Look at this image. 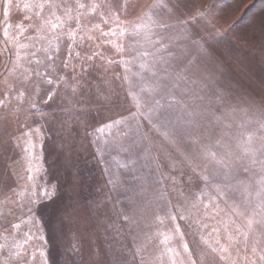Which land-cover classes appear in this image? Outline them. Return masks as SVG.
<instances>
[{
	"label": "rangeland",
	"instance_id": "374dc122",
	"mask_svg": "<svg viewBox=\"0 0 264 264\" xmlns=\"http://www.w3.org/2000/svg\"><path fill=\"white\" fill-rule=\"evenodd\" d=\"M0 101V264H264V0H0Z\"/></svg>",
	"mask_w": 264,
	"mask_h": 264
},
{
	"label": "snow or ice",
	"instance_id": "6c2138e0",
	"mask_svg": "<svg viewBox=\"0 0 264 264\" xmlns=\"http://www.w3.org/2000/svg\"><path fill=\"white\" fill-rule=\"evenodd\" d=\"M9 27H10V25H9ZM58 27H59L58 24H55V23L52 24V28H53V29H56V28H58ZM218 35H219V33H218ZM48 83H52L51 79L48 80ZM149 91H152V90H149ZM49 98H51V97H49ZM133 100H134L135 103H136V109H137V111L134 112V113H130V116H129L128 118H131V119H136V117H137L138 114L150 118V117H151V114H152L153 112H155L157 109H159V108L161 107L160 101H159V100H155V101L153 102L152 107L147 108V109L145 110V107H146V101H144V99H143L140 95H138V94H133ZM2 103H3V102L0 101V104H2ZM123 122H124L123 119H122L121 121H117V123H123ZM138 122H139V121L137 120V123H138ZM262 127H264V125H262ZM248 140H249V141L251 140V136L248 137ZM248 151H249V149H245V152H246V153H247ZM210 155H212L214 159L216 158V153H210ZM216 162H217L218 164H222V165H223V164H224V158L221 157V158L217 159ZM252 162L255 163V162H256L255 159H253ZM245 170H247V169L245 168ZM30 178H31V177H30ZM44 195H45V196H48V195H49V192H48L47 189H45V191H44ZM171 219H172L173 221H175V220H176V216H174V215L171 216ZM180 219H187V217L181 215V216H180ZM247 223H248V228H249V230H250V229L252 228V225H253V220L250 219V220H248ZM176 227H177V230H179V225H177ZM225 230H226V232H227V226H226ZM214 231H217V230L214 229ZM237 231L240 232V229H237ZM241 234L244 236L245 239H247V233H246V232H241ZM182 235H183V233H181V236H182ZM227 239H228L229 241H232V240H234L235 238L233 237V235H232L231 232H227ZM205 243H207L206 240H205ZM216 243H217V244H220L219 239H217ZM183 247H184L185 250H188V245H187V243H185V244L183 245ZM219 250H220L221 252H227V251H228V247H227V246H224V245H221ZM213 251H216V249H213ZM253 251H255V249H253ZM222 258H223V257H222ZM191 264H196V262H195V261H192Z\"/></svg>",
	"mask_w": 264,
	"mask_h": 264
}]
</instances>
